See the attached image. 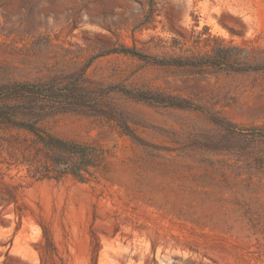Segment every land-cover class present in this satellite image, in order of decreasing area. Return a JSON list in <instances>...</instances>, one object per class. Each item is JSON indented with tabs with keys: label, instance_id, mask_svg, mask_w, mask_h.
Masks as SVG:
<instances>
[{
	"label": "rangeland",
	"instance_id": "obj_1",
	"mask_svg": "<svg viewBox=\"0 0 264 264\" xmlns=\"http://www.w3.org/2000/svg\"><path fill=\"white\" fill-rule=\"evenodd\" d=\"M262 67L264 0H0V264H264Z\"/></svg>",
	"mask_w": 264,
	"mask_h": 264
},
{
	"label": "trees",
	"instance_id": "obj_2",
	"mask_svg": "<svg viewBox=\"0 0 264 264\" xmlns=\"http://www.w3.org/2000/svg\"><path fill=\"white\" fill-rule=\"evenodd\" d=\"M124 52H129L132 53L134 55H138L139 57L148 59L149 61H153V62H165L164 60H159L156 59L154 57H150V56H146L143 55L142 53H139L138 51H135L133 49H123ZM214 57L216 60H227V57H225L224 55H218L215 54ZM214 59H212V64H215L216 61H213ZM250 68V67H249ZM260 67H252V69H257ZM264 69V67H262ZM237 68H235L236 70ZM37 85L34 84H30V83H24V84H15L12 86H7V85H3L0 87V98L2 99H9V98H13V97H19L21 94V92H28V93H32L34 94L35 92H39L40 89H36ZM114 89H120L123 90L124 92H127L129 94H132L130 91H128L127 89H123L122 87H112ZM76 90H78V85L72 86V87H67L65 91L58 93L59 95H54L57 94L55 93L54 89H47L46 94L49 97L52 98H58L63 101H67V102H78V98L75 96L76 94ZM44 94V93H43ZM173 104H178L181 105L183 104L181 101H171ZM15 114L14 112H10L8 113V122H14V118H15ZM48 114V111H37L36 107H24V115L28 116V120L24 121V125H22L24 127V129L29 130L30 132H33L36 136V141L43 144L46 148L52 150L54 153L56 154H65L67 156H69L67 158L66 161H64V164H66V170L70 171L71 173L77 175V176H82L81 174V170L85 169L88 172H90V170L88 169L90 166H96L95 161L97 160V158L100 156L99 153H97V149L95 147H91V146H86L83 147L85 149H83L86 153V156L88 157V159L86 161L83 160V158H86L84 156H80L79 155V148L82 147V145L78 144V143H68L66 141H63L61 139H58L54 136H50V135H43L41 129H39V127H37L36 124V120H41L44 118V116H46Z\"/></svg>",
	"mask_w": 264,
	"mask_h": 264
}]
</instances>
